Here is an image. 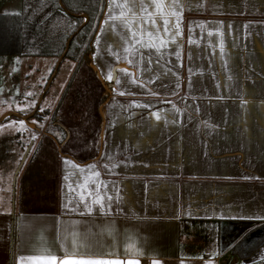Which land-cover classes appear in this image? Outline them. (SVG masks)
<instances>
[{
	"label": "crops",
	"instance_id": "1",
	"mask_svg": "<svg viewBox=\"0 0 264 264\" xmlns=\"http://www.w3.org/2000/svg\"><path fill=\"white\" fill-rule=\"evenodd\" d=\"M140 3L108 0L95 38V150L1 167L0 264H243L264 235V0Z\"/></svg>",
	"mask_w": 264,
	"mask_h": 264
},
{
	"label": "rangeland",
	"instance_id": "2",
	"mask_svg": "<svg viewBox=\"0 0 264 264\" xmlns=\"http://www.w3.org/2000/svg\"><path fill=\"white\" fill-rule=\"evenodd\" d=\"M20 8L17 5L4 11ZM82 59V50L77 57L69 54L57 68V56L0 55V118L9 112L31 115L46 91L39 109L28 120L11 116L0 123V169L9 162L16 165L29 146L26 160L54 159L58 144L62 148L60 153L67 150L68 144L73 148L75 144H84L89 152L93 150L101 135L103 87ZM6 170L3 173L12 178L13 165ZM261 260L264 246L243 262L256 264Z\"/></svg>",
	"mask_w": 264,
	"mask_h": 264
},
{
	"label": "trees",
	"instance_id": "3",
	"mask_svg": "<svg viewBox=\"0 0 264 264\" xmlns=\"http://www.w3.org/2000/svg\"><path fill=\"white\" fill-rule=\"evenodd\" d=\"M106 7L107 0H23L22 13H0V55L60 57L73 36L67 56L77 57L82 50L81 61L91 66L95 36ZM83 14L89 17L85 25ZM105 100L107 97L101 104ZM263 246L264 235L254 247H235L233 251L245 261ZM256 264H264V260Z\"/></svg>",
	"mask_w": 264,
	"mask_h": 264
},
{
	"label": "water",
	"instance_id": "4",
	"mask_svg": "<svg viewBox=\"0 0 264 264\" xmlns=\"http://www.w3.org/2000/svg\"><path fill=\"white\" fill-rule=\"evenodd\" d=\"M85 18V22L83 23V25H85L89 19L88 15L87 14H83L81 15ZM73 36H71L67 43H66V47H65V50L64 52L62 53V55L60 56L59 58V62H58V66L57 68L59 67V65L62 63V61L65 59V57L67 56L68 52H69V49H70V43H71V40H72ZM77 53V51H76ZM56 68V70H57ZM91 68L93 69V71L95 72L97 78L100 80V82L102 83V85L104 86L105 90L110 93L111 92V88L108 84H106L104 78L102 77L100 71L98 70L97 66H95L93 63L91 64ZM46 91L44 92V94L41 96L40 98V102L38 103L37 107L35 108V111L31 114V115H28V116H23L19 113H16V112H9V113H6L2 118H0V123H2L4 120H6L7 118L11 117V116H15V117H19L23 120H28L30 117H32L34 115L35 112H37V110L39 109L41 103H42V100L44 98V95H45ZM107 100L109 99V95H107ZM107 100L101 105V118H102V121H101V136L103 135L104 133V129H105V111H104V107H105V104L107 102ZM29 149H30V146L29 148L27 149L26 153L23 155L22 159H21V162L15 172V175L14 177L16 178L23 163L25 162L26 158H27V155H28V152H29Z\"/></svg>",
	"mask_w": 264,
	"mask_h": 264
},
{
	"label": "snow or ice",
	"instance_id": "5",
	"mask_svg": "<svg viewBox=\"0 0 264 264\" xmlns=\"http://www.w3.org/2000/svg\"><path fill=\"white\" fill-rule=\"evenodd\" d=\"M146 2L152 3V0H146ZM126 6L128 7L129 14H131V15H135V14H137L139 12L145 11L144 8H143V5L140 3V0H129V4L126 5ZM175 6L177 8H179V4L178 3ZM154 7L156 9H159L160 5L159 4H155ZM121 17L123 18V20H125V21L127 20V17L125 16L123 11H121ZM164 23H165L164 21L161 22V29H157V31H159V30H165L166 31V29L163 28ZM136 28L139 31L140 30V25L136 24ZM154 28H155V21L153 20L149 24V32L147 33V35L149 36V39H151V37L153 35L152 29H154ZM129 33L133 37L136 35V33H132L131 32V29H129ZM107 78L109 80L113 79V77L111 75H109ZM157 118H159V117H157ZM20 123H21V125H23L24 122L20 121ZM97 175H98V173H97ZM89 211H91V209H89ZM261 218L264 219V217H261ZM79 264H120V262L119 261H111V260H103V259H89V260L80 261ZM152 264H160V262L158 260H154V261H152Z\"/></svg>",
	"mask_w": 264,
	"mask_h": 264
}]
</instances>
